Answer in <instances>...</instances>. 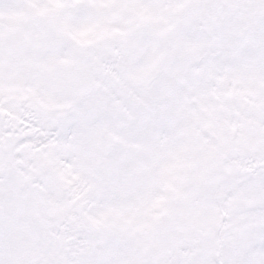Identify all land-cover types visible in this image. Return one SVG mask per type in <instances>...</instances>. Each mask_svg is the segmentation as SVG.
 <instances>
[{"label":"snow or ice","instance_id":"6c2138e0","mask_svg":"<svg viewBox=\"0 0 264 264\" xmlns=\"http://www.w3.org/2000/svg\"><path fill=\"white\" fill-rule=\"evenodd\" d=\"M0 264H264V0H0Z\"/></svg>","mask_w":264,"mask_h":264}]
</instances>
